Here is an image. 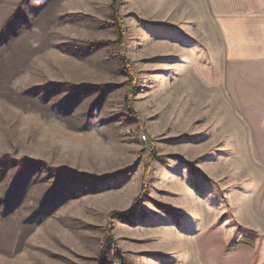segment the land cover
I'll return each mask as SVG.
<instances>
[{"label": "rangeland", "instance_id": "obj_1", "mask_svg": "<svg viewBox=\"0 0 264 264\" xmlns=\"http://www.w3.org/2000/svg\"><path fill=\"white\" fill-rule=\"evenodd\" d=\"M243 67L233 0H0V264H264Z\"/></svg>", "mask_w": 264, "mask_h": 264}, {"label": "crops", "instance_id": "obj_2", "mask_svg": "<svg viewBox=\"0 0 264 264\" xmlns=\"http://www.w3.org/2000/svg\"><path fill=\"white\" fill-rule=\"evenodd\" d=\"M233 63L256 75L247 78L246 115L239 117L250 119L253 107L252 118L258 120L254 133L261 138L252 142L247 138V145L260 141L262 146L253 149L264 150V0H233Z\"/></svg>", "mask_w": 264, "mask_h": 264}, {"label": "trees", "instance_id": "obj_3", "mask_svg": "<svg viewBox=\"0 0 264 264\" xmlns=\"http://www.w3.org/2000/svg\"><path fill=\"white\" fill-rule=\"evenodd\" d=\"M116 3H117V0H116ZM123 61H124V60H123ZM124 65L126 66V69H128V67H127L125 61H124ZM127 102H128V101H127ZM114 217H115V219H117V218H123V217H126V214L123 215V214L115 213V214H114ZM103 263H104V257H103L102 260H101V264H103ZM122 264H126V263L123 262Z\"/></svg>", "mask_w": 264, "mask_h": 264}]
</instances>
